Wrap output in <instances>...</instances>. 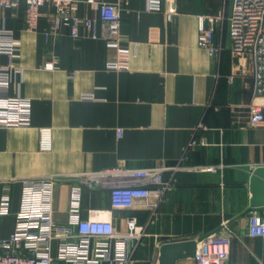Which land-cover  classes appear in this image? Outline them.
Returning a JSON list of instances; mask_svg holds the SVG:
<instances>
[{
  "label": "crops",
  "instance_id": "0c3cea01",
  "mask_svg": "<svg viewBox=\"0 0 264 264\" xmlns=\"http://www.w3.org/2000/svg\"><path fill=\"white\" fill-rule=\"evenodd\" d=\"M95 1L118 5L127 53L108 46L99 10L88 0L77 2L76 36L69 28L49 34L48 4L35 31L26 28L25 0L0 8V27L19 44L16 56L0 55V67L12 72L9 95L31 103L29 126L0 127V240L15 229L24 180L54 182L53 219L65 225L83 174L172 168L184 156L183 169L164 173L175 188L156 210L113 209L109 180L103 188L81 186L84 216L89 209L111 211L119 233L135 218L145 231L135 264H158L164 243L210 237H230L232 263L264 264V237L248 234L250 180L264 166V126H251V109L264 111V98L254 95L252 58L232 49L234 0H164L160 12L149 11L148 0ZM171 7L176 14L168 21ZM207 17L218 18L220 50L213 56L198 42ZM42 129L51 130L45 146ZM6 197L10 210L2 214Z\"/></svg>",
  "mask_w": 264,
  "mask_h": 264
},
{
  "label": "built area",
  "instance_id": "2783aa9c",
  "mask_svg": "<svg viewBox=\"0 0 264 264\" xmlns=\"http://www.w3.org/2000/svg\"><path fill=\"white\" fill-rule=\"evenodd\" d=\"M21 0H0V8H15ZM26 28L35 31L38 27L40 8L50 5L54 11L49 34L58 36L63 28L77 35L80 21L74 17L78 0H25ZM164 0H148L152 12L163 10ZM100 13L105 25L107 44L119 53H127L121 46V14L118 5L88 0ZM176 10L171 7L167 19L171 21ZM229 20L232 49L238 55H249L253 61L254 95L264 98V0H234ZM218 18L200 19L198 42L210 55H217L215 45ZM19 44L13 34L0 27V55L16 56ZM110 69L123 68L110 63ZM11 69L0 67V127H27L31 124V103L22 97L10 96ZM251 126L263 127V110L251 109ZM121 133V131H119ZM51 142V130L42 129V146ZM196 145L193 141L189 147ZM172 167L150 166L146 168L119 167L82 175L81 185H76L69 210L70 220L57 225L53 219L52 193L54 182L24 180L21 206L16 213L15 229L8 238L0 240V264H135L134 254L142 244L144 229L135 218L127 223V231L115 230L111 211L89 209L84 216L80 195L82 187L93 190L103 188L112 180L111 204L113 209H131L142 206L156 210L166 195L174 188L171 179L164 173L183 169L181 162ZM155 199V202H152ZM138 201L144 203L138 205ZM10 205L6 197L1 204V213L7 214ZM248 234L264 237V216L259 209H248ZM197 242V241H196ZM54 243L56 248L54 251ZM230 237H210L197 242L196 264H235L230 261Z\"/></svg>",
  "mask_w": 264,
  "mask_h": 264
},
{
  "label": "water",
  "instance_id": "95a60500",
  "mask_svg": "<svg viewBox=\"0 0 264 264\" xmlns=\"http://www.w3.org/2000/svg\"><path fill=\"white\" fill-rule=\"evenodd\" d=\"M264 116V111H263ZM250 207L264 208V166L257 167L250 180ZM197 242L195 240L164 243L160 248L158 264H177L180 259L194 258Z\"/></svg>",
  "mask_w": 264,
  "mask_h": 264
}]
</instances>
